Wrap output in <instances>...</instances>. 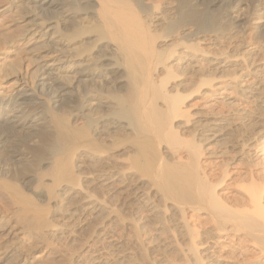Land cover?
Here are the masks:
<instances>
[{"label": "bare ground", "instance_id": "6f19581e", "mask_svg": "<svg viewBox=\"0 0 264 264\" xmlns=\"http://www.w3.org/2000/svg\"><path fill=\"white\" fill-rule=\"evenodd\" d=\"M248 1L0 0V264H264Z\"/></svg>", "mask_w": 264, "mask_h": 264}, {"label": "rangeland", "instance_id": "374dc122", "mask_svg": "<svg viewBox=\"0 0 264 264\" xmlns=\"http://www.w3.org/2000/svg\"><path fill=\"white\" fill-rule=\"evenodd\" d=\"M225 3H222L223 4V7H225V6H228V5H230L234 0H223ZM231 1V2H230ZM241 1V0H240ZM243 1H245V0H243ZM246 1H248V0H246ZM252 1H256L257 2V0H252ZM249 3H250V0L248 1ZM258 4H260V2H258ZM254 28H255V25H250V28H249V26L247 27V29L244 31V34H242V38H244V40L245 41H251L252 40V37H253V30H254ZM252 36V37H251ZM240 37H241V35H240ZM240 37H238V39L240 38ZM1 106H0V110H1ZM17 111L14 113V115L17 117V119L18 118H20V117H22V115H23V113H21L20 112V108H18V109H16ZM11 116H9V117H11V119L13 120H17L16 119V117H13V114H10ZM37 116V115H36ZM36 116H33L32 114H30L29 113V115H28V113H26L25 114V117H26V122H27V126L26 127H31L30 129H34V127H32L33 126V124H34V120L37 118ZM3 119H5V120H7L8 119V117H4ZM10 119V120H11ZM30 125V126H29ZM32 125V126H31Z\"/></svg>", "mask_w": 264, "mask_h": 264}]
</instances>
